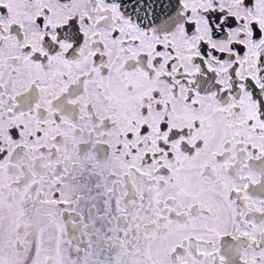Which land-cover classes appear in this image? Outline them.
<instances>
[{
	"label": "snow or ice",
	"instance_id": "snow-or-ice-1",
	"mask_svg": "<svg viewBox=\"0 0 264 264\" xmlns=\"http://www.w3.org/2000/svg\"><path fill=\"white\" fill-rule=\"evenodd\" d=\"M0 264H264V0H0Z\"/></svg>",
	"mask_w": 264,
	"mask_h": 264
}]
</instances>
